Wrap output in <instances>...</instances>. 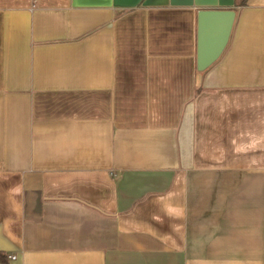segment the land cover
Segmentation results:
<instances>
[{
    "label": "crops",
    "instance_id": "obj_1",
    "mask_svg": "<svg viewBox=\"0 0 264 264\" xmlns=\"http://www.w3.org/2000/svg\"><path fill=\"white\" fill-rule=\"evenodd\" d=\"M71 1L0 0V264H264V0L203 70L199 6Z\"/></svg>",
    "mask_w": 264,
    "mask_h": 264
},
{
    "label": "water",
    "instance_id": "obj_2",
    "mask_svg": "<svg viewBox=\"0 0 264 264\" xmlns=\"http://www.w3.org/2000/svg\"><path fill=\"white\" fill-rule=\"evenodd\" d=\"M159 4H194L197 10L196 67L203 70L213 63L225 48L236 19L234 0H72L81 5L134 6Z\"/></svg>",
    "mask_w": 264,
    "mask_h": 264
},
{
    "label": "trees",
    "instance_id": "obj_3",
    "mask_svg": "<svg viewBox=\"0 0 264 264\" xmlns=\"http://www.w3.org/2000/svg\"><path fill=\"white\" fill-rule=\"evenodd\" d=\"M247 0H240V2L238 4L243 5L246 3ZM6 260V256L3 252H0V261H5Z\"/></svg>",
    "mask_w": 264,
    "mask_h": 264
},
{
    "label": "built area",
    "instance_id": "obj_4",
    "mask_svg": "<svg viewBox=\"0 0 264 264\" xmlns=\"http://www.w3.org/2000/svg\"><path fill=\"white\" fill-rule=\"evenodd\" d=\"M8 257H9L10 259H14L16 256H15L14 254H10Z\"/></svg>",
    "mask_w": 264,
    "mask_h": 264
}]
</instances>
